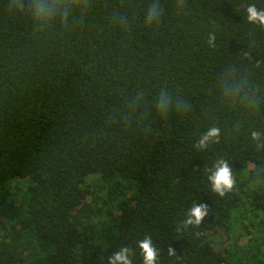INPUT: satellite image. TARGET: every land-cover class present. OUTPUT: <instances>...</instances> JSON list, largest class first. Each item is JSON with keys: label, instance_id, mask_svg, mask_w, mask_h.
I'll return each mask as SVG.
<instances>
[{"label": "trees", "instance_id": "obj_1", "mask_svg": "<svg viewBox=\"0 0 264 264\" xmlns=\"http://www.w3.org/2000/svg\"><path fill=\"white\" fill-rule=\"evenodd\" d=\"M33 3L0 0V264H107L122 246L143 264L145 237L158 264H264V27L246 11L264 0H58L69 14L47 25ZM193 203L209 212L185 229Z\"/></svg>", "mask_w": 264, "mask_h": 264}, {"label": "clouds", "instance_id": "obj_2", "mask_svg": "<svg viewBox=\"0 0 264 264\" xmlns=\"http://www.w3.org/2000/svg\"><path fill=\"white\" fill-rule=\"evenodd\" d=\"M76 0H72L75 4ZM182 6V0L181 5ZM247 20L249 23L259 24L264 27V10H258L255 5H249L247 8ZM69 14V8L64 7L61 10L58 0H34L32 15L38 25H47L51 23L56 16L60 15L66 18ZM162 16V9L158 3L152 4L146 13V23L159 24L160 17ZM216 41L215 34L210 33L207 37L209 47H214ZM224 95L232 102L239 100L241 103L248 102L251 105L252 100L247 92L239 84H225ZM182 102H177L176 106L180 107ZM173 104V99L169 93L162 90L159 93L156 109L162 116H167L170 106ZM185 110L187 108L185 107ZM262 134L259 132H252L251 139L253 141H260ZM220 138V129L213 126L208 131L201 135L195 147L200 150H205L210 143H218ZM257 148H264V143H258ZM208 181L211 190L220 197H224L227 193L231 192L235 187L236 181L233 175V170L225 159H219L214 164V171H211L208 176ZM209 209L206 204L193 203L183 221L185 229L189 227H198L205 217L208 215ZM138 247L143 256V264H158L159 250L155 247L151 237H145L138 242ZM132 250L126 246H122L116 252L108 257L107 264H133L131 256ZM168 255H175L173 248L168 249Z\"/></svg>", "mask_w": 264, "mask_h": 264}, {"label": "rangeland", "instance_id": "obj_3", "mask_svg": "<svg viewBox=\"0 0 264 264\" xmlns=\"http://www.w3.org/2000/svg\"><path fill=\"white\" fill-rule=\"evenodd\" d=\"M261 216H262V217H263V219H264V214H263V215H261ZM246 241H247V240L244 238V240H243V241H241L240 243H241V244H245V243H246Z\"/></svg>", "mask_w": 264, "mask_h": 264}]
</instances>
